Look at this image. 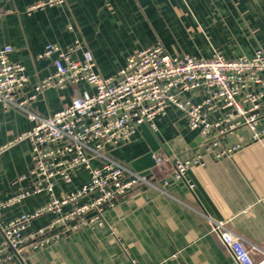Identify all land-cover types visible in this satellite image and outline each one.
<instances>
[{
	"label": "crops",
	"instance_id": "crops-1",
	"mask_svg": "<svg viewBox=\"0 0 264 264\" xmlns=\"http://www.w3.org/2000/svg\"><path fill=\"white\" fill-rule=\"evenodd\" d=\"M47 0H0V51L11 46L9 59L24 66L29 84L17 94L26 107L50 116L84 92L85 83L52 88L34 100L33 88L55 72L51 59L40 54L50 44L62 48L76 41L93 55L97 73L105 78L122 69L132 53L160 44L171 56L211 58L216 52L229 59L264 50V0H66L64 4L27 13ZM82 50L73 55L81 59ZM194 101L200 96L190 95ZM157 135L166 162L152 169L164 191L138 187L104 208L105 225L72 232L52 245L26 248L12 264H236L219 237L211 233L208 218L227 221L229 228L253 248L252 257H264V137L252 139L239 128L218 145L192 131L186 116L169 107L156 119ZM264 128V119L260 123ZM32 127L26 112L0 106V148ZM230 156L218 158L227 149ZM120 163H132L150 152L140 131L128 142L109 148ZM198 158L188 172L195 187L173 179V162ZM97 165V163H95ZM33 167L31 145L21 142L0 152V202L27 183L15 184ZM134 170V169H133ZM88 180L84 170L70 185L59 184L56 197L75 191ZM167 182V184L164 183ZM50 201L47 194L32 196L0 216V228L32 213ZM69 206L63 208L67 212ZM58 214L33 220L24 235L48 226ZM4 238L0 234V248Z\"/></svg>",
	"mask_w": 264,
	"mask_h": 264
},
{
	"label": "built area",
	"instance_id": "built-area-1",
	"mask_svg": "<svg viewBox=\"0 0 264 264\" xmlns=\"http://www.w3.org/2000/svg\"><path fill=\"white\" fill-rule=\"evenodd\" d=\"M65 1L39 2L30 6L27 13ZM82 48L79 41L66 48L50 44L40 54V58L52 60L55 72L34 86L29 100L45 90L67 85L85 83L92 89L47 117L30 111L26 107L28 101L17 99V94L27 88L29 78L24 66L10 61L11 46L0 51V106L3 110H22L32 122L28 131L0 148V152L26 141L31 145L33 159L28 175L15 182L27 185L0 202V216L32 196L50 197L46 205L0 228L4 238L0 264H12L26 248L37 250L60 242L72 232L104 226V208L138 187L164 192L156 184L152 169L149 175L135 171L112 158L108 151L130 141L144 125L155 133L156 119L165 116L169 107L181 111L189 128L215 146L239 128L248 129L254 141L264 137L260 125L264 119L262 49L235 59L217 52L209 59H198L171 56L157 44L132 53L122 69L105 78L96 72L92 53ZM78 50H82V58L73 59ZM191 94L200 96V101H194ZM238 148L227 149L217 157L230 156ZM198 160H175L173 179L187 183L193 190L195 185L189 182L187 172ZM155 161L162 165L167 160L157 157ZM80 170L88 174V180L77 190L56 197L59 184L70 185ZM66 206L69 210L64 213ZM47 213L58 217L25 236L29 224ZM208 221L211 233L219 237L237 264H264V257L258 263L254 261L253 248L229 228L227 221Z\"/></svg>",
	"mask_w": 264,
	"mask_h": 264
},
{
	"label": "water",
	"instance_id": "water-1",
	"mask_svg": "<svg viewBox=\"0 0 264 264\" xmlns=\"http://www.w3.org/2000/svg\"><path fill=\"white\" fill-rule=\"evenodd\" d=\"M142 135L149 145L150 152L141 158L134 161L131 165L135 171H143L144 174L149 175L151 169L156 166L155 156L162 150L166 152V149L162 146L157 135L153 133L148 126L144 125L141 127ZM237 264V263H236Z\"/></svg>",
	"mask_w": 264,
	"mask_h": 264
}]
</instances>
